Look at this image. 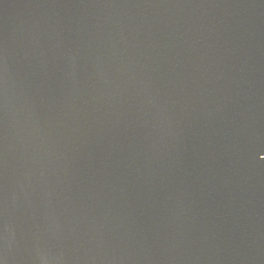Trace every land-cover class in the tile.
Segmentation results:
<instances>
[{
	"label": "water",
	"instance_id": "95a60500",
	"mask_svg": "<svg viewBox=\"0 0 264 264\" xmlns=\"http://www.w3.org/2000/svg\"><path fill=\"white\" fill-rule=\"evenodd\" d=\"M0 264H264V0H0Z\"/></svg>",
	"mask_w": 264,
	"mask_h": 264
}]
</instances>
